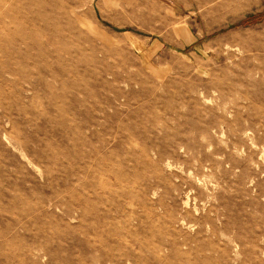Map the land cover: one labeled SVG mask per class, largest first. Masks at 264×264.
Returning a JSON list of instances; mask_svg holds the SVG:
<instances>
[{"label": "rangeland", "instance_id": "rangeland-1", "mask_svg": "<svg viewBox=\"0 0 264 264\" xmlns=\"http://www.w3.org/2000/svg\"><path fill=\"white\" fill-rule=\"evenodd\" d=\"M0 264H264V0H0Z\"/></svg>", "mask_w": 264, "mask_h": 264}]
</instances>
